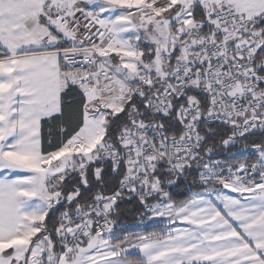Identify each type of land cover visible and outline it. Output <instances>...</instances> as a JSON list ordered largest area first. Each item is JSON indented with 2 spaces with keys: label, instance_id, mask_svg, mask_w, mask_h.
Returning a JSON list of instances; mask_svg holds the SVG:
<instances>
[{
  "label": "snow or ice",
  "instance_id": "6c2138e0",
  "mask_svg": "<svg viewBox=\"0 0 264 264\" xmlns=\"http://www.w3.org/2000/svg\"><path fill=\"white\" fill-rule=\"evenodd\" d=\"M0 264H264V0H0Z\"/></svg>",
  "mask_w": 264,
  "mask_h": 264
},
{
  "label": "trees",
  "instance_id": "16d2710c",
  "mask_svg": "<svg viewBox=\"0 0 264 264\" xmlns=\"http://www.w3.org/2000/svg\"><path fill=\"white\" fill-rule=\"evenodd\" d=\"M181 191H183V190H181ZM180 198H183V197H180ZM125 211H130L131 209H130V207H126L125 209H124ZM131 217H129V221L131 222Z\"/></svg>",
  "mask_w": 264,
  "mask_h": 264
}]
</instances>
